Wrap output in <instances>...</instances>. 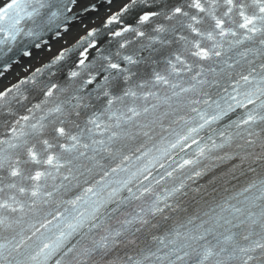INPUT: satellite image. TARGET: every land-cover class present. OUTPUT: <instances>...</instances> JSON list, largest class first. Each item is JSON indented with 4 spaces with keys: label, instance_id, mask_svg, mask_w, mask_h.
<instances>
[{
    "label": "clouds",
    "instance_id": "obj_1",
    "mask_svg": "<svg viewBox=\"0 0 264 264\" xmlns=\"http://www.w3.org/2000/svg\"><path fill=\"white\" fill-rule=\"evenodd\" d=\"M0 264H264V0H0Z\"/></svg>",
    "mask_w": 264,
    "mask_h": 264
}]
</instances>
